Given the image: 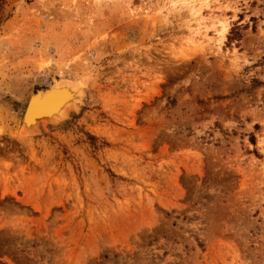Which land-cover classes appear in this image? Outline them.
<instances>
[{
    "label": "rangeland",
    "instance_id": "rangeland-1",
    "mask_svg": "<svg viewBox=\"0 0 264 264\" xmlns=\"http://www.w3.org/2000/svg\"><path fill=\"white\" fill-rule=\"evenodd\" d=\"M0 264H264V0H0Z\"/></svg>",
    "mask_w": 264,
    "mask_h": 264
},
{
    "label": "bare ground",
    "instance_id": "bare-ground-1",
    "mask_svg": "<svg viewBox=\"0 0 264 264\" xmlns=\"http://www.w3.org/2000/svg\"><path fill=\"white\" fill-rule=\"evenodd\" d=\"M199 11L200 10H195L194 13H198L199 14ZM53 81H52V84H51V86H52L51 89H50L51 91H48L47 95H45L44 93H40V95L37 98L33 99V101L36 100L38 102L39 101L46 102L47 101L46 98L52 97L53 93H60L62 96H64L65 94L68 93V94L72 95V98L74 100H73V102H72V100L69 101V99H71L69 97V99H67L65 101V103H63L60 107H57L55 109V111L52 114H50L51 115L50 118H48V117H42V118H34V117L32 118V117H30L31 116L30 113L32 112V109H33V106H32L33 102H32L29 105V107H28V111H27L26 117H25V110H24L23 119H22L23 122H24V124L22 125V128H23V130L24 129L27 130V134H28V132L31 133L34 130L36 131L38 126H39V123L41 121L42 122H52L53 123L54 120H56L58 118H64L66 116L68 110L70 108H73L77 104L76 102L80 101L82 99L83 95H84V93L82 91V87L79 86L81 83L78 85V83H76V82L73 83V82L65 81V80L59 81L57 79H53ZM30 96H31V94H30Z\"/></svg>",
    "mask_w": 264,
    "mask_h": 264
},
{
    "label": "water",
    "instance_id": "water-1",
    "mask_svg": "<svg viewBox=\"0 0 264 264\" xmlns=\"http://www.w3.org/2000/svg\"><path fill=\"white\" fill-rule=\"evenodd\" d=\"M52 86H50L49 88L45 89V90H37L35 93L31 94V96L29 97V100L27 101V104H26V109H25V117H26V114H27V111H28V107L29 105L33 102L32 106H33V109H32V112L30 113L31 116L30 117H34V118H42V117H48L50 118V114H52L55 109L57 107H60L63 103H65V101L67 99H69V97L72 100L73 102V98H72V95L70 94H65L64 96H62L60 93H53L52 94V97H48L46 98L47 101L46 102H43V101H33V99L37 98L40 93H44L45 95L48 94V91H51ZM38 100V99H37Z\"/></svg>",
    "mask_w": 264,
    "mask_h": 264
}]
</instances>
